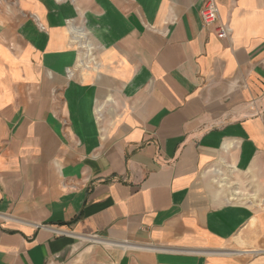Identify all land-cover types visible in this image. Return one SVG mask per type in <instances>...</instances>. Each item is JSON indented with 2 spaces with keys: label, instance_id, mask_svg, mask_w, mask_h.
I'll return each mask as SVG.
<instances>
[{
  "label": "crops",
  "instance_id": "0c3cea01",
  "mask_svg": "<svg viewBox=\"0 0 264 264\" xmlns=\"http://www.w3.org/2000/svg\"><path fill=\"white\" fill-rule=\"evenodd\" d=\"M204 2L0 0V264H264V0Z\"/></svg>",
  "mask_w": 264,
  "mask_h": 264
},
{
  "label": "built area",
  "instance_id": "2783aa9c",
  "mask_svg": "<svg viewBox=\"0 0 264 264\" xmlns=\"http://www.w3.org/2000/svg\"><path fill=\"white\" fill-rule=\"evenodd\" d=\"M201 16L205 25H217L216 33L220 39L228 38L230 35L229 27L218 23L219 10L217 0H205L201 11ZM259 206L264 207V199L261 200Z\"/></svg>",
  "mask_w": 264,
  "mask_h": 264
},
{
  "label": "rangeland",
  "instance_id": "374dc122",
  "mask_svg": "<svg viewBox=\"0 0 264 264\" xmlns=\"http://www.w3.org/2000/svg\"><path fill=\"white\" fill-rule=\"evenodd\" d=\"M262 199H264V196L259 197L258 204L261 202ZM255 205H257V204H255ZM257 208H259L260 210H263V211H264V207H261V206L258 205ZM239 243H240V247H241V248H242V247H247V246H246L247 243L245 244V243H243L242 241H240ZM247 245H248V244H247ZM256 250L258 251V252H256L257 255L264 256V248H257Z\"/></svg>",
  "mask_w": 264,
  "mask_h": 264
}]
</instances>
